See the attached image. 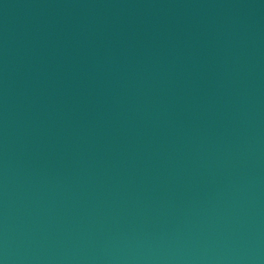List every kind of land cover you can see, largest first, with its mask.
Wrapping results in <instances>:
<instances>
[{"label": "water", "instance_id": "95a60500", "mask_svg": "<svg viewBox=\"0 0 264 264\" xmlns=\"http://www.w3.org/2000/svg\"><path fill=\"white\" fill-rule=\"evenodd\" d=\"M0 264H264V0H0Z\"/></svg>", "mask_w": 264, "mask_h": 264}]
</instances>
